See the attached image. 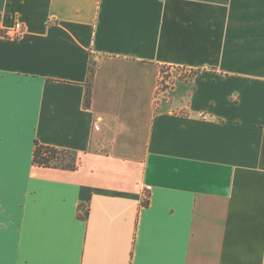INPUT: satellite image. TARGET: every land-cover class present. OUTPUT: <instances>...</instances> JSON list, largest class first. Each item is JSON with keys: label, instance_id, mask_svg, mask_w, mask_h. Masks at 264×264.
<instances>
[{"label": "crops", "instance_id": "obj_1", "mask_svg": "<svg viewBox=\"0 0 264 264\" xmlns=\"http://www.w3.org/2000/svg\"><path fill=\"white\" fill-rule=\"evenodd\" d=\"M16 23L0 264H264V0H0Z\"/></svg>", "mask_w": 264, "mask_h": 264}, {"label": "trees", "instance_id": "obj_2", "mask_svg": "<svg viewBox=\"0 0 264 264\" xmlns=\"http://www.w3.org/2000/svg\"><path fill=\"white\" fill-rule=\"evenodd\" d=\"M5 36L6 31L1 32ZM91 104V90L88 89L86 96V106ZM34 162L39 167L55 168V169H78V159L69 151L59 150L53 147L45 146L39 142H35ZM143 205L147 206L148 202L144 201Z\"/></svg>", "mask_w": 264, "mask_h": 264}, {"label": "built area", "instance_id": "obj_3", "mask_svg": "<svg viewBox=\"0 0 264 264\" xmlns=\"http://www.w3.org/2000/svg\"><path fill=\"white\" fill-rule=\"evenodd\" d=\"M22 33H23V29H22L21 23H16L12 29H9L8 31H6L5 36L10 37V38H18ZM162 80H163V78H161V81ZM159 86H160V84H159ZM147 190H151V189L147 188ZM145 198L147 200V196Z\"/></svg>", "mask_w": 264, "mask_h": 264}, {"label": "rangeland", "instance_id": "obj_4", "mask_svg": "<svg viewBox=\"0 0 264 264\" xmlns=\"http://www.w3.org/2000/svg\"><path fill=\"white\" fill-rule=\"evenodd\" d=\"M164 74H165V73H164ZM164 81H165V80L163 79V80L161 81V83H160V90H162V89L164 88V85H165V84H163Z\"/></svg>", "mask_w": 264, "mask_h": 264}]
</instances>
